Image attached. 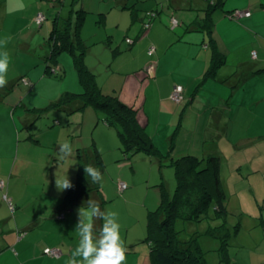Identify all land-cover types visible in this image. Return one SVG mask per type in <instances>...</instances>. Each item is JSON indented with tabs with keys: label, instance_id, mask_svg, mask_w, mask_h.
<instances>
[{
	"label": "crops",
	"instance_id": "1",
	"mask_svg": "<svg viewBox=\"0 0 264 264\" xmlns=\"http://www.w3.org/2000/svg\"><path fill=\"white\" fill-rule=\"evenodd\" d=\"M167 1H108V8L104 6L102 13L99 14L102 17L100 25L106 26L111 21L113 25L117 22L119 26L122 15L127 11L131 20L133 16L135 19L131 23V30L126 33L124 47L118 46L114 39L109 40L111 44L109 48L115 45L114 50H110L113 51L111 58L107 55L109 61L100 59L98 62L100 65L105 64L114 74L112 68L116 67L118 70L123 57H127L131 65L129 68L137 72L138 81L142 84L144 81L147 82L145 100L141 105L146 118L138 114V120L145 127L153 146L173 158L190 156V154L198 159L208 156L217 157L219 179L224 188L225 182L244 176V155L251 143L249 138H243L244 130L240 128L236 143L230 142L231 127L235 126V122L241 126L240 120L234 119L240 118V115L243 117L250 109L248 101L250 84L257 88L256 93L259 94L261 91L264 94V65L252 63L253 60L258 59V54L253 46L256 39L251 36V33L259 28L260 20H264V0L259 3H252L250 0H211L222 2L223 8V12L215 11L212 16L211 34L207 29L201 31L193 29L195 21L204 17V12H199L200 4L197 0L191 1L192 9L174 10L167 9ZM172 1L174 5L181 4L179 0ZM112 4L122 6V9H113ZM158 7L160 9H157ZM77 11L72 7L68 17L71 24L69 34L74 43L75 39L72 36L74 20L80 22L76 31L77 36L83 25L81 22L85 21L84 16L79 20ZM234 11H250L251 16L231 20L229 14ZM145 12L150 15L156 13L146 36L143 33V22L146 21L147 15L145 18L144 14L140 15ZM171 18L177 22L174 29L170 26ZM127 38H134L131 40V45L126 43ZM151 48L154 51L149 54ZM213 51L225 55V61L214 75H210L208 71ZM49 52L48 46L42 76L41 66L37 67L40 69L41 78L44 75H58L62 72L59 59L53 64L55 65L53 68L47 69L46 58ZM253 52L256 53L255 59L251 58ZM233 55L235 58L232 64H227ZM138 58L141 59L139 64H136ZM32 71L26 72L27 76H31ZM28 80L33 81L31 77ZM234 80L236 82L233 83ZM15 83H17L15 80H8V84L0 88V182L4 183L0 188V264H66L80 239L75 231L78 222L77 209L80 206L69 207L64 204V198L70 189L58 191L54 174L57 171L58 174L63 175L69 169L67 175L73 187L75 186L79 161L76 147L82 146L88 149V153L91 152L88 138L86 143L82 132L83 117L78 119V122L75 120L77 122L75 130L68 131L62 126H48L42 130L37 127L36 114L24 107L19 117L22 124L20 126L24 130L19 132L20 128L15 117L20 112L19 105H16V101L10 100V94L6 90ZM229 85L233 90L232 97L225 96ZM175 86L184 89V100L180 104H174L169 98ZM219 86L221 90H217ZM150 89L152 92L147 95ZM59 93L60 91L44 98L54 104L63 96ZM117 96L122 101L129 102L122 90ZM259 96L256 95L258 102H260ZM233 99L240 103L235 112L230 106ZM261 99L263 100L264 96ZM139 104L138 101L135 105ZM147 107L155 108V111H152L154 118L150 117ZM39 116L43 117V115ZM85 117H88V114ZM178 117L179 125L176 126ZM188 121L190 123L186 125ZM103 127L102 129L97 125L94 127L93 132L95 134L97 131L96 136H98L95 137L93 144L95 151L100 155L102 163L105 161V154L115 151L114 159L118 162L123 156L116 146L117 141L120 144L118 136L115 137L112 132L106 130L111 128L105 125ZM64 142L70 143L74 149L73 161L57 160L58 147ZM135 155L136 158H132L134 159L132 161L120 162L123 163L122 172L125 171L124 167L129 169V174L119 176L115 187L120 194L119 200L123 202H128L136 196L137 174L141 183L149 187L150 184H155V173L157 171L161 173L164 169L159 168L141 152ZM82 161H87V158H83ZM246 161L249 165L250 160L246 159ZM89 162L94 164L93 161ZM153 165L157 170L153 169ZM248 168L252 169V165ZM122 183L127 185V189L120 191L119 185ZM154 186L159 189L164 187L162 182ZM4 196L10 198L12 211L3 199ZM93 199L97 200L96 197ZM101 225L102 221L97 220V232ZM120 231L127 247L123 264H153L149 244L145 241L146 226L143 225L142 228L139 224L132 223L121 227ZM46 249H56L60 252V256L58 258L45 256Z\"/></svg>",
	"mask_w": 264,
	"mask_h": 264
},
{
	"label": "rangeland",
	"instance_id": "2",
	"mask_svg": "<svg viewBox=\"0 0 264 264\" xmlns=\"http://www.w3.org/2000/svg\"><path fill=\"white\" fill-rule=\"evenodd\" d=\"M108 1L110 0H0V39L10 37L6 48L0 49V51H8L11 58L7 79L15 80L18 83L6 88V90L10 94V100L16 101V105H19L18 110L20 112L15 116L20 128L19 132L24 130L20 126L22 124L19 118L24 107L36 114L37 127L39 129L42 128V130L48 126H62L68 131L75 130L78 119L83 117L81 126L83 136L86 138V143L88 138L89 146L95 152L93 144L95 137L98 136H96L97 131L94 134L93 130L96 125L99 129L104 128V123L102 122L104 113L99 109L93 108L92 105L86 104L80 98L71 103H64L65 105L61 107L62 111L53 107L49 100L44 98L58 91H60L59 95L61 93L65 95L67 93L77 94L83 92V87L79 83L74 57L67 51H63L57 56L62 72L58 75H44L41 78L45 69L44 60L48 46L49 51L51 50V41L48 42V37L53 25L57 22L56 27L61 28V20H68L72 7L77 10L84 8L83 10L87 12L84 15L85 21L81 22L83 25L79 30L78 36L76 31L79 23L74 20L72 36H74L78 50L75 53L79 54L81 51H85L82 56V64L93 74L94 82L103 93L119 95L122 90L124 97L129 102L123 101L136 109L140 117L146 118L141 105L145 100L147 89L145 84L147 82L144 81V84H142L138 81L137 72L135 73L132 68H129L131 66L129 59L123 57L118 70L116 67L115 69L112 68L114 74L107 69L105 64L100 65L98 62L100 59L109 61V57L111 58L113 51L110 50H114L115 45L109 48L111 46L109 40L114 39L118 46L124 47L126 33L131 30V23L133 22L129 11H127L122 15L119 26H117V22L113 25L111 21L106 26L100 25L102 17L99 14L102 13L104 6L108 8ZM259 1L261 0H250L252 3H259ZM112 7L113 9H122V6H116L115 4H112ZM164 8L166 9L167 7L165 6ZM157 9L160 8L158 7ZM219 11L223 12L222 10ZM140 15L145 18L146 12ZM37 17H41L42 20L38 24H32L33 22L35 23ZM123 18L124 20L122 21ZM262 23H264V20H260L259 28L251 33V36L256 39L253 42V46L258 54V59L251 61L263 66L264 24ZM147 31L143 32L145 36ZM129 40H134V38ZM234 58L233 55L227 64L231 65ZM140 59L138 58L136 64H139ZM38 66L42 68L41 76H39L40 69H37ZM54 66L51 63V67L53 68ZM31 70H33L30 73L31 76H27L26 72ZM19 71H22V73ZM29 77L33 80L32 82L28 80ZM234 82L236 81L234 80ZM230 86L227 87L226 97H232L233 90ZM217 90H221V87L219 86ZM248 91L250 109L247 110V113H244L243 117L240 115V118L234 119L235 121L240 120L241 126L235 122V126L231 127L230 142L236 143L240 128L244 130L243 138H249L251 143L244 155V176L233 178L228 183L223 182V189L227 199V216L225 218H216L213 206L210 204L206 210L205 218L199 221H192L178 217L174 222L178 240L187 242L191 239H196L206 264H264V99H261L264 94L261 91L259 94L256 93L257 88L252 87V84L249 85ZM151 92L152 89L148 91L147 95H150ZM256 95H260V102L257 101ZM138 101L140 104L135 105ZM238 105L240 103L236 102L235 99L231 101L230 106L234 112L238 109ZM147 111L150 113V117L154 118L152 111H155V108L147 107ZM86 114H88V117H85ZM39 115H43V117ZM39 117L41 118L39 119ZM54 121L56 124L51 125ZM189 123L190 121L186 122V125ZM178 125L179 117L176 119V126ZM106 130L112 132L115 137L117 136L115 128ZM202 131L204 130L202 129ZM22 137H24V134ZM116 146H118L120 151L118 141ZM114 154L115 151L105 154V161L102 165L101 173L103 179L98 183L100 189L99 197L101 198L100 207L102 210L116 212L121 227L137 223L143 228V225L146 226L147 224L149 212L156 211L162 202V198L170 199L174 195L177 186L174 168L164 166L161 173L157 171L155 173L156 178H154L155 184H150L149 187L141 183L140 176L137 174L136 196L128 202H123L119 200L120 194L115 187L119 176L121 174H129V169L124 167L125 171L122 172L123 163L120 162L132 161L134 160L132 158H136L135 156L138 155L127 159L122 156V160L117 162L114 159ZM179 157H171V159ZM246 159L250 160L249 165ZM251 165L252 169H249L248 166ZM153 169L157 170L154 165ZM66 171L69 173V169ZM88 181H91V179L89 178ZM161 182L166 192L164 196L161 194V189L154 186ZM223 223H226L228 232L226 243L228 257L225 260H223L220 252L222 243L209 233V231L216 229Z\"/></svg>",
	"mask_w": 264,
	"mask_h": 264
},
{
	"label": "trees",
	"instance_id": "3",
	"mask_svg": "<svg viewBox=\"0 0 264 264\" xmlns=\"http://www.w3.org/2000/svg\"><path fill=\"white\" fill-rule=\"evenodd\" d=\"M179 1L181 4L178 6L174 5V1L168 0L167 9H192V0ZM197 1L200 4L199 12H204V17L195 21L193 29L195 31L207 29L209 34H211L213 30L212 16L215 11L223 10L222 2H212L211 0ZM77 13L79 14V20L83 19L85 10L79 9ZM146 18L143 25L148 23L149 27L147 29L143 27L144 31L149 30L151 21L154 19V17L151 19ZM134 19L135 17L133 16L132 21ZM61 23L62 27L57 28L56 22L49 37L51 50L46 58V67L50 69L51 63L56 64L57 56L61 52L67 51L72 54L83 92L77 94L67 93L58 102L52 104L53 107L62 111L61 107L65 105L64 103H71L79 98L84 100L86 104H90L93 108L99 109L104 113L102 122L107 128L116 129L120 150L124 158H131L141 152L147 155L159 168L164 166H172L174 168L177 182L175 193L170 199L163 197L156 211L149 212L145 241L149 244V252L153 264H206L196 239H191L187 242L178 240L174 222L178 217L199 221L205 218L206 210L210 204L213 206L216 218H225L227 216V199L219 179V159L215 156L198 159L189 155L171 159L167 153H161L155 148L145 127L139 123L137 110L124 103L117 95L103 93L96 85L93 80V74L82 64L84 51L79 54L75 53L78 50H76L77 46L71 40L69 34V29L71 28L69 20H61ZM79 25L80 22L77 26L78 28ZM78 41L80 43L79 39ZM212 41L214 40L212 39ZM224 61L225 55L219 51H213L208 73L214 75ZM76 153L79 159L77 180L75 186L67 192L64 204L69 207L81 206L84 202L94 197L100 203L98 183L88 181L89 177H86L84 173V166L91 164L89 161H93V166L98 167L102 172L103 163L100 155L93 150L88 153V149L82 146L76 147ZM83 158H87L88 162L82 161ZM160 189L162 196H164V193H166L164 187H160ZM209 233L222 243L220 252L223 260H225L228 257L226 223L209 231Z\"/></svg>",
	"mask_w": 264,
	"mask_h": 264
},
{
	"label": "clouds",
	"instance_id": "4",
	"mask_svg": "<svg viewBox=\"0 0 264 264\" xmlns=\"http://www.w3.org/2000/svg\"><path fill=\"white\" fill-rule=\"evenodd\" d=\"M9 40L10 37L0 39V49L6 48ZM10 60L8 51H0V88H4L8 84L7 74ZM74 158L75 153L72 145L68 142L61 143L57 150V160L67 162L73 161ZM84 173L92 183H99L103 179L100 169L91 164L84 166ZM54 176L58 191L63 192L73 187L67 171L63 175L56 171ZM77 214L78 222L75 231L79 234L80 239L66 264H123L126 259L127 247L121 237L118 214L110 210H102L99 202L92 198L77 209ZM97 220L102 221L98 232Z\"/></svg>",
	"mask_w": 264,
	"mask_h": 264
},
{
	"label": "built area",
	"instance_id": "5",
	"mask_svg": "<svg viewBox=\"0 0 264 264\" xmlns=\"http://www.w3.org/2000/svg\"><path fill=\"white\" fill-rule=\"evenodd\" d=\"M251 16L250 11H234L232 13L229 14V18L231 20H238L241 18H248ZM148 19H151L153 17H155V14H147ZM42 20L41 17H37L35 23L38 24L40 21ZM170 26L171 28H175L177 26V22L171 18L170 20ZM144 29H147L149 27V24L146 23L143 25ZM126 43L131 44V40L126 39ZM154 51L153 48H151L149 50V54H152ZM251 58L255 59L256 58V53L253 52L251 53ZM170 100L174 103V104H180L181 102H183L184 100V89L181 86H175L172 90V93L169 96ZM4 183L0 182V188L3 187ZM119 189L120 191L126 190L127 189V185L126 184H120L119 185ZM3 199L5 200V202L7 203V205L9 206V208L12 211V205L10 202V198H8L7 196H4ZM62 218V217H61ZM44 255L51 257V258H58L60 256V252L56 249H46L44 251Z\"/></svg>",
	"mask_w": 264,
	"mask_h": 264
},
{
	"label": "bare ground",
	"instance_id": "6",
	"mask_svg": "<svg viewBox=\"0 0 264 264\" xmlns=\"http://www.w3.org/2000/svg\"><path fill=\"white\" fill-rule=\"evenodd\" d=\"M36 24V23H35Z\"/></svg>",
	"mask_w": 264,
	"mask_h": 264
}]
</instances>
